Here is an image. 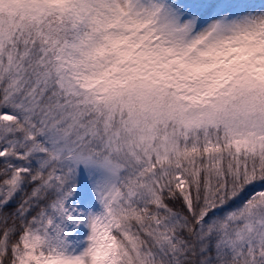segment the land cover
<instances>
[{"label":"snow or ice","instance_id":"6c2138e0","mask_svg":"<svg viewBox=\"0 0 264 264\" xmlns=\"http://www.w3.org/2000/svg\"><path fill=\"white\" fill-rule=\"evenodd\" d=\"M0 264H264V0H0Z\"/></svg>","mask_w":264,"mask_h":264}]
</instances>
